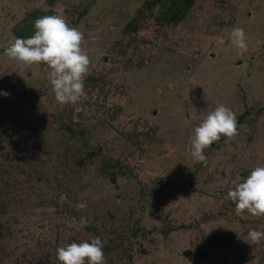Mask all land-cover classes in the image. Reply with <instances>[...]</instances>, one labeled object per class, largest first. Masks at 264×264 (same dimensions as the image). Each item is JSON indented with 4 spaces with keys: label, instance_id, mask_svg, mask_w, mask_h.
Masks as SVG:
<instances>
[{
    "label": "rangeland",
    "instance_id": "rangeland-1",
    "mask_svg": "<svg viewBox=\"0 0 264 264\" xmlns=\"http://www.w3.org/2000/svg\"><path fill=\"white\" fill-rule=\"evenodd\" d=\"M45 15L84 34L76 104L56 101L46 65L3 54ZM220 104L238 135L198 161L190 137ZM257 166L264 0H0V264H61L58 247L95 237L106 264H264V239L246 241L264 216L227 199Z\"/></svg>",
    "mask_w": 264,
    "mask_h": 264
},
{
    "label": "clouds",
    "instance_id": "clouds-1",
    "mask_svg": "<svg viewBox=\"0 0 264 264\" xmlns=\"http://www.w3.org/2000/svg\"><path fill=\"white\" fill-rule=\"evenodd\" d=\"M34 29V35L28 38H15L3 54L17 62L21 70L33 64L46 65L50 69L47 78L56 101L61 105L76 104L86 98L85 79L89 73L90 57L82 48L84 34L79 28L69 26L66 19L59 15L35 19ZM231 43L241 54L248 50L243 28H232ZM2 94L9 95L7 92ZM237 124L236 114L226 105H218L194 128L190 137L191 155L198 161H204V150L219 141L222 135L228 139L238 135ZM227 199L235 204L238 216L245 211L253 216H264V166L252 169L242 182L228 191ZM86 206L83 203L77 205L81 209ZM79 223L85 227L89 221L82 217ZM261 239H264V232L251 229L246 241L259 243ZM103 247L100 237L91 242H72L57 248V259L61 264H106Z\"/></svg>",
    "mask_w": 264,
    "mask_h": 264
}]
</instances>
